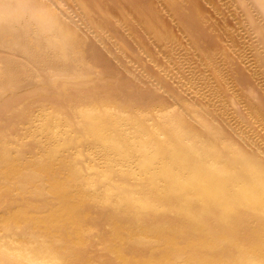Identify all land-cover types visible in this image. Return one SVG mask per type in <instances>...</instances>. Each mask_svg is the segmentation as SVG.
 <instances>
[{
  "label": "rangeland",
  "instance_id": "374dc122",
  "mask_svg": "<svg viewBox=\"0 0 264 264\" xmlns=\"http://www.w3.org/2000/svg\"><path fill=\"white\" fill-rule=\"evenodd\" d=\"M131 1L0 0V154L7 149L27 162L47 159L52 148L59 143L60 132L56 129L53 133L45 126L46 118L60 110L64 117L73 120L72 128L63 135L75 137L80 132L83 118L80 109L93 98L127 100L132 97V101L152 105L164 100L171 103L173 96L159 85L157 78L160 77L176 92L195 99L207 115L215 116V121L223 125L225 135L237 140L252 154L264 157V115L256 114L250 106L259 103L264 109V11L259 0H179L181 3L170 0V5L177 8L176 13L164 15L163 19L175 31L179 30V34L180 25L175 18L183 22L181 15L185 11L193 12V6L195 11H206L207 19L195 21L193 25L189 23L192 39L183 36L182 42L173 40L169 56L157 51V58L166 61L170 57L174 60L176 72L199 80L198 93H185L177 78L167 77L160 65L140 50L134 33L142 36L154 49L158 50V47L154 45L152 36H148L134 20L130 11ZM163 1L158 0L159 3ZM190 1H193L192 5L188 4ZM100 3L105 6L98 7ZM88 6L89 9L86 8ZM51 14H54L56 24L62 23L68 30L60 32L58 25L48 19ZM123 19L128 21V25L122 22ZM131 29L135 32L131 33ZM75 33L79 37L77 40L72 39ZM206 43L217 48L218 52L215 61L205 64L196 47L206 46ZM220 70L228 71L223 74ZM180 107L181 103L175 102L169 110L174 112ZM244 127L249 128L251 134L247 140L241 133ZM59 154L57 173L60 176H68L70 166H76L82 170L81 180L93 179L92 183H88L90 189L101 193L109 188L115 193L110 199L90 198L84 203L86 238L73 241L69 236L72 226H66L64 222H60L64 233L59 228H55V233L48 231V220H41L37 226L25 221L3 222V214L19 205L36 207L47 216L60 203L55 194L39 193L31 187L23 193L16 186L9 187L0 194V256L2 249L8 251L11 249L9 246L17 245L18 238L29 236L38 240L51 239L59 251L66 246L63 249L66 251L61 252L67 254L68 261L76 258L74 261L78 264H85L87 260L94 264H139L144 257L162 254L168 243L151 232L133 234L131 227L155 223L183 227L184 231L178 233L176 259H181L191 249L217 250V247H203L196 239L201 233L193 226V220L180 216L176 207L161 206L153 213L145 211L140 214L136 209L127 208L125 203H119L116 190L124 186L139 191L144 180L133 175L128 165L114 163L106 156L105 150L96 145L93 137L63 144ZM107 169H111L113 174L109 184L103 182L102 175ZM42 175L43 181L48 179L49 174L42 172ZM15 182L23 183L20 178ZM239 212L238 208L233 213L236 215ZM211 221L215 226L213 231L231 229L221 218L211 217ZM259 222L255 212L249 217H242L238 220L237 234L249 243L256 234ZM116 226L125 235L123 243L131 255L128 262L121 261L112 249L118 241L114 233ZM72 245L75 249L71 248ZM235 248L236 245L230 241L218 247L225 254L232 253ZM214 264L264 262L231 260Z\"/></svg>",
  "mask_w": 264,
  "mask_h": 264
},
{
  "label": "bare ground",
  "instance_id": "6f19581e",
  "mask_svg": "<svg viewBox=\"0 0 264 264\" xmlns=\"http://www.w3.org/2000/svg\"><path fill=\"white\" fill-rule=\"evenodd\" d=\"M159 2L158 0L130 2V11L135 17L134 20L138 21L148 36H152L158 50L132 29L131 33L136 36L140 50L154 59L167 77L177 78L185 93H198L199 80L185 73L176 72L174 60L172 61L170 57L166 61L157 58V51L169 56L168 50L173 40L182 42L183 36L192 39L193 32L189 23L193 25V22L206 18V11L205 9L195 11L193 6V12L181 13L183 22L174 17L180 25L179 34L177 33L179 30L175 31L163 19L164 15L174 13L177 8L170 5V0ZM258 2L263 6L264 11V0ZM192 3L193 1L188 2L189 5ZM97 6L102 8L105 5L100 3ZM86 8L89 9L90 6ZM183 9L185 10V7ZM49 17V20L58 25L55 23L54 14ZM43 22L45 24L46 19ZM122 22L128 25V21L124 22L123 19ZM58 28L60 32L68 30L62 23L58 25ZM78 38L77 33L72 36L73 40ZM196 48L205 64L215 61L217 48L210 44ZM227 71L222 73L226 74ZM157 80L159 85L164 86L165 90L173 96V102L164 100L152 105L143 101H132V97L127 100L114 97L93 98L80 109L83 118L80 121V132L75 137L67 138L63 135L72 128L73 120L64 117L60 110L46 116L45 126L54 131L53 133L57 130L60 132L59 143L52 148L51 156L47 159L27 162L5 149L0 154V194L11 186H16L23 193L31 187L39 193L57 195L60 203L55 205L51 214L47 216L40 213V209L36 207L19 205L4 213L1 220L16 223L25 221L31 226H37L41 220H48L50 224L47 228L52 233L55 228L63 232L64 227L60 226V222H64L66 226H72L69 231L71 240H84L87 227L84 203L90 198L110 199L115 190L108 188L98 193L90 189L88 183H92L93 179L81 180L82 170L76 166H70L68 176L62 177L57 173V164L60 163L59 153L63 144L79 142L83 137H93L96 145H100L105 150L106 156L112 158L114 163L128 165L133 175L144 180L139 191L130 190L124 186L116 190L119 203H125L127 208L136 209L140 214H144L145 211L153 213L161 206L176 207L180 216L193 220V226L201 233L196 239L203 247H217V250L213 252L191 249L181 259H176L178 233L184 231L181 225L166 226L155 223L151 226H133L130 231L133 234L141 235L151 232L168 243L162 254L144 257L140 259L139 264H214L231 260L264 262V157L252 154L237 140L225 135L223 125L215 121V116L207 115L194 101L195 99H189L185 94L176 92L175 88L164 82L162 78L158 77ZM175 102L181 103V107L171 112L169 107ZM250 106L256 114L264 115V109L259 103ZM241 133L246 140L251 137L247 127L242 128ZM42 172L49 174L45 181H43ZM102 175H104L103 182L109 184L108 180L113 177L112 170H104ZM17 178H20V182L23 183H16ZM74 185L77 187L75 188ZM238 208L240 212L235 215L233 212ZM254 212L259 216L260 222L256 234L247 243L237 234L238 220L249 217ZM211 217L221 218L230 225L231 229L223 232L213 231L215 226L212 224ZM114 233L118 241L112 245V249L121 261L128 262L131 260V255L123 243L125 235L117 226ZM50 240H38L29 236L18 238L16 246H9L11 249L8 251L2 249L0 264H78L74 261L76 258L68 261L67 254L62 253L66 251L63 250L67 248L66 246L61 249L63 250L61 252ZM226 241L236 245L230 254L222 253L218 249ZM71 248L75 249V246L72 245ZM85 264H94V262L87 260Z\"/></svg>",
  "mask_w": 264,
  "mask_h": 264
}]
</instances>
